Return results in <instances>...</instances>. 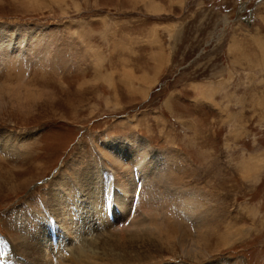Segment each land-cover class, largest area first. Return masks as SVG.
<instances>
[{"label": "rangeland", "instance_id": "1", "mask_svg": "<svg viewBox=\"0 0 264 264\" xmlns=\"http://www.w3.org/2000/svg\"><path fill=\"white\" fill-rule=\"evenodd\" d=\"M0 37L10 253L52 187L89 165L116 224L100 148L136 143L125 221L105 232L95 220L90 234L81 221L73 237L48 214L45 237L62 249L50 246L52 264L76 246L115 264H264V0H0ZM112 234L125 244L104 247Z\"/></svg>", "mask_w": 264, "mask_h": 264}, {"label": "bare ground", "instance_id": "2", "mask_svg": "<svg viewBox=\"0 0 264 264\" xmlns=\"http://www.w3.org/2000/svg\"><path fill=\"white\" fill-rule=\"evenodd\" d=\"M3 44L4 38L0 37V57L4 58L5 55L3 54ZM114 147L115 146L113 144V148L109 146L110 150H107V147H101L100 149L102 152L101 154L110 156V161L113 165L110 164L112 167H108L115 173L114 183L115 185H117L118 190V193L115 194L116 203L114 204L117 209L116 224L109 223L106 215L104 214V209L106 206L105 199L107 198V196H105L104 193L105 181H103V172L99 173V169L96 166H86L79 173L77 172L76 174H73V177L63 180L62 182H60L61 184L55 186V188L52 187L47 198L48 203L46 202V209L48 212L44 211L45 213L41 212L40 214L34 212L31 213L30 216L27 215L25 220V227L21 229V232L19 231L20 235L18 237V240H16L13 245L15 250L13 252L15 253H10L7 244H0V261H2V263L4 262L5 264H11L13 262V259L18 260L19 258H23L24 264H52L51 259L53 257H51L50 255L51 247L56 248L58 253H61L62 249L59 248L60 244H51L52 239L45 237V230L48 227H46V223H48V214L54 222H58V220L61 218L59 221L61 222L62 226L65 230H71V234L73 235V237L80 236L81 230L84 229L82 228L83 224L87 229L86 233L90 234L94 231L93 227H95L94 225L96 221H99L98 223L105 232H109L108 228H114L115 225L123 223L125 221L126 217L129 215L128 210L131 209L134 198L133 193L131 192V189L129 187L128 179L130 178V175H132V170L134 169V167L135 169L139 167V161H141L140 159L143 156L141 155L142 153L141 149H139V144L136 143H131L129 148L127 149H123L121 146H116V148ZM124 151L126 152V154H124ZM73 210H75L77 213H73ZM81 221L83 222V224H81L82 227H78L77 223H80ZM56 234L57 237L60 236L57 231ZM112 236L115 237L107 238L104 241V247L105 245H107L112 247L111 249H114L125 244V241L122 238H116L118 236H116L115 234H112ZM59 238L58 240L61 239ZM43 243H46V248H44ZM88 244L90 243L88 242ZM89 247L90 245L87 246V248ZM104 247L103 249L106 251V248ZM71 252L73 256L70 260V264H76V262H78L79 264H115V257L113 259V253H110L109 260L108 258L100 260L94 255V252H91L89 249L80 250L76 246L71 250ZM52 253H54V251ZM104 254L106 255L107 253L105 252ZM86 257L91 259L90 263L87 262ZM126 261L127 260H125V262ZM138 263L140 264V262L134 261L130 264Z\"/></svg>", "mask_w": 264, "mask_h": 264}]
</instances>
